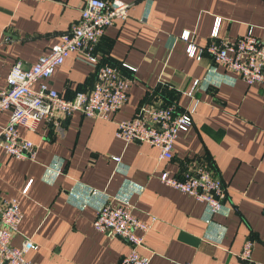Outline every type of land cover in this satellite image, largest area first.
I'll use <instances>...</instances> for the list:
<instances>
[{"label": "crops", "instance_id": "obj_1", "mask_svg": "<svg viewBox=\"0 0 264 264\" xmlns=\"http://www.w3.org/2000/svg\"><path fill=\"white\" fill-rule=\"evenodd\" d=\"M83 1L0 0V38L10 37L0 44V90L12 64L29 66L61 41ZM125 1L127 17L108 25L97 44L102 60L135 68H120L132 78L121 108L107 119L73 112L59 126L43 119L32 131L20 128L37 147L34 160L9 156L0 146V201L19 198L23 213L12 243L30 238L37 248L26 258L36 264L118 262L128 243L97 231L93 220L107 198L119 196L128 198L140 220L156 218L140 248L149 264H264V85L246 84L205 49L249 27L264 37V0ZM216 16L221 21L213 38ZM184 30L189 40L180 36ZM190 41L197 46L193 57L186 50ZM94 79L95 67L71 51L47 83L71 98ZM194 80L200 86L193 124L178 134L171 159L159 160L158 149L146 142L115 136L116 123L141 106L174 103L184 110ZM8 118V110L0 113V130ZM57 160L61 172L52 177L46 168ZM199 160L212 165L225 187L222 211L210 223L203 219V202L158 178L161 172L183 177ZM246 239L253 240L250 262L239 258Z\"/></svg>", "mask_w": 264, "mask_h": 264}, {"label": "built area", "instance_id": "obj_2", "mask_svg": "<svg viewBox=\"0 0 264 264\" xmlns=\"http://www.w3.org/2000/svg\"><path fill=\"white\" fill-rule=\"evenodd\" d=\"M129 6L130 3L125 0H84L79 18L61 33V41L54 43L49 52L26 67L20 61L12 64L6 76L7 85L0 90V113L9 111L8 121L0 130V146L6 154L17 159H35L37 147L20 135V128L32 131L43 119H53L55 125L59 126L60 119L73 112L107 119L121 108L127 99L132 78L123 74L119 67L108 62L99 63L97 44L108 25L115 19L127 17ZM220 21V16L213 21L210 32L213 38L218 36ZM180 36L189 40L190 31L184 30ZM9 40L10 37L4 35L0 38V44ZM196 49L193 42L187 44L189 56H195ZM203 49H200L197 59ZM205 49L216 63L236 72L246 84L264 85V37L255 36L251 27L232 39L211 42ZM71 51L95 66L96 76L90 89L79 90L71 98H65L48 86L47 79ZM120 65L135 70L125 62ZM38 81V88H34L33 84ZM199 86L200 80L192 82L186 92L191 103L184 110H177L174 103L141 106L130 118L116 123L115 136L125 143L146 142L158 149L159 160L171 159L178 134L188 131L193 124L192 116L199 102L195 98V91ZM113 160L119 163L120 158L115 156ZM61 167V162L57 160L46 169L50 176L56 177ZM158 178L162 183L203 202V219L206 223L212 222L213 216L222 211L225 187L209 162L199 160L183 177L161 172ZM29 183L23 188L22 195L26 194ZM94 192L96 190H91V193ZM22 218L19 198L0 201V264H36L26 258L27 252L37 248L30 238L22 236L19 246L12 243L19 232ZM155 220L154 216L149 221L140 220L134 215L128 198L114 196L107 198L96 210L93 227L110 238L120 237L128 243L127 254L113 264H149V258L140 253V248ZM252 248L253 240L246 239L239 258L250 262Z\"/></svg>", "mask_w": 264, "mask_h": 264}, {"label": "trees", "instance_id": "obj_3", "mask_svg": "<svg viewBox=\"0 0 264 264\" xmlns=\"http://www.w3.org/2000/svg\"><path fill=\"white\" fill-rule=\"evenodd\" d=\"M100 62H106V61H105L104 59L102 60L101 58H99V63H100ZM99 63H97V65H99ZM93 67H95V66H93ZM118 67H119V66H118ZM120 68H122L121 65H120ZM120 68H119V69H120ZM95 76H96V67H95ZM94 80H95V79H94ZM77 91H79V89L76 90L75 92H77ZM75 92H74V94H75ZM74 94H73V95H74Z\"/></svg>", "mask_w": 264, "mask_h": 264}]
</instances>
